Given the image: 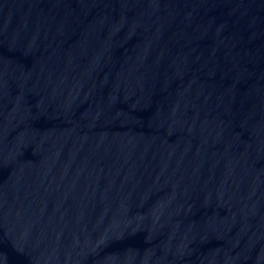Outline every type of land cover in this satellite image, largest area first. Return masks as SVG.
<instances>
[{
	"label": "water",
	"instance_id": "1",
	"mask_svg": "<svg viewBox=\"0 0 264 264\" xmlns=\"http://www.w3.org/2000/svg\"><path fill=\"white\" fill-rule=\"evenodd\" d=\"M0 264H264V0H0Z\"/></svg>",
	"mask_w": 264,
	"mask_h": 264
}]
</instances>
